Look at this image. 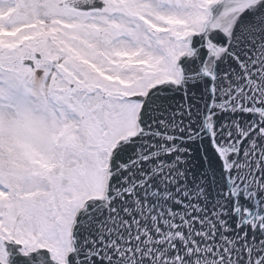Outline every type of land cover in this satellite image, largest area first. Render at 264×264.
<instances>
[{
    "label": "snow or ice",
    "instance_id": "obj_1",
    "mask_svg": "<svg viewBox=\"0 0 264 264\" xmlns=\"http://www.w3.org/2000/svg\"><path fill=\"white\" fill-rule=\"evenodd\" d=\"M0 264H264V0H0Z\"/></svg>",
    "mask_w": 264,
    "mask_h": 264
}]
</instances>
